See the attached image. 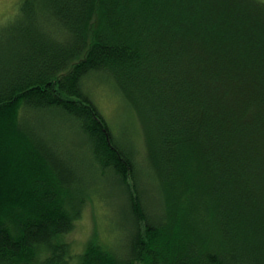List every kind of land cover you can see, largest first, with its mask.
<instances>
[{"label": "trees", "instance_id": "1", "mask_svg": "<svg viewBox=\"0 0 264 264\" xmlns=\"http://www.w3.org/2000/svg\"><path fill=\"white\" fill-rule=\"evenodd\" d=\"M22 9L0 27V264H264V6ZM92 77L123 99L119 136ZM95 186L120 235L77 253Z\"/></svg>", "mask_w": 264, "mask_h": 264}, {"label": "rangeland", "instance_id": "2", "mask_svg": "<svg viewBox=\"0 0 264 264\" xmlns=\"http://www.w3.org/2000/svg\"><path fill=\"white\" fill-rule=\"evenodd\" d=\"M261 3L264 6V0H252ZM25 0H0V27L7 24L16 23L23 11V4ZM93 78V77H92ZM90 85V92L93 99L108 125L112 127L116 135H120L121 125L119 124V117L123 112V99L106 83L98 79H90L87 82ZM92 193V199L82 213L81 219L76 223V226L69 236V239L74 241V250L82 252L85 243L89 238L96 239L97 242L106 244L113 243V238H118L120 229L118 223L121 221L120 199L115 196V191L110 189L107 195L99 186H95ZM114 226V230H113ZM113 230V231H112ZM109 231H112L111 236Z\"/></svg>", "mask_w": 264, "mask_h": 264}]
</instances>
